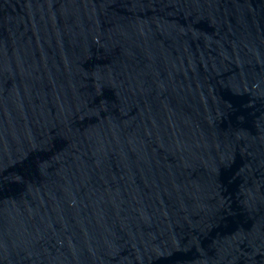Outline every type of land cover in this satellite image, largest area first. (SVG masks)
I'll use <instances>...</instances> for the list:
<instances>
[{
    "label": "water",
    "instance_id": "1",
    "mask_svg": "<svg viewBox=\"0 0 264 264\" xmlns=\"http://www.w3.org/2000/svg\"><path fill=\"white\" fill-rule=\"evenodd\" d=\"M0 264H264V0H0Z\"/></svg>",
    "mask_w": 264,
    "mask_h": 264
}]
</instances>
